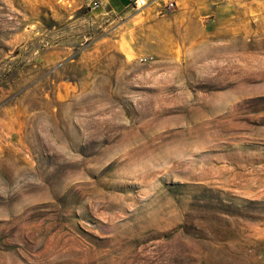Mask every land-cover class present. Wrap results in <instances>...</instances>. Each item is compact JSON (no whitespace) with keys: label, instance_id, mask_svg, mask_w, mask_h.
<instances>
[{"label":"rangeland","instance_id":"1","mask_svg":"<svg viewBox=\"0 0 264 264\" xmlns=\"http://www.w3.org/2000/svg\"><path fill=\"white\" fill-rule=\"evenodd\" d=\"M145 6L0 0V264H264V0Z\"/></svg>","mask_w":264,"mask_h":264},{"label":"crops","instance_id":"2","mask_svg":"<svg viewBox=\"0 0 264 264\" xmlns=\"http://www.w3.org/2000/svg\"><path fill=\"white\" fill-rule=\"evenodd\" d=\"M68 1V0H67ZM70 2H75L77 4V7H80L81 3H85V5H89L91 0H69ZM149 4L144 7L143 10L150 11V12H159L162 10L163 5L168 1H174L176 4H178V0H148ZM182 5L191 4L194 0H180ZM100 4L95 9L98 15H101L102 17L104 15H108L109 11H118L119 12H126L127 15H129L130 11L136 10L131 5V0H99ZM182 6V7H183ZM190 6H188V9ZM89 9V7H88ZM91 10V9H89ZM189 11V10H187Z\"/></svg>","mask_w":264,"mask_h":264},{"label":"built area","instance_id":"3","mask_svg":"<svg viewBox=\"0 0 264 264\" xmlns=\"http://www.w3.org/2000/svg\"><path fill=\"white\" fill-rule=\"evenodd\" d=\"M148 3H149L148 0H131V5L136 9L143 7L147 5ZM99 4H100L99 0H91V2L89 3V5H87V7H89V9L91 10H94L99 6ZM174 6H175L174 1H168L163 5L162 10L167 11V10L174 8ZM137 60L140 63L149 62L150 60H152V56L151 55H140L137 58Z\"/></svg>","mask_w":264,"mask_h":264}]
</instances>
